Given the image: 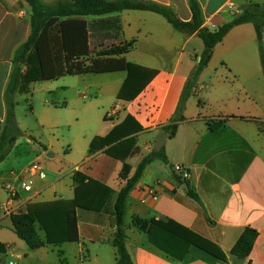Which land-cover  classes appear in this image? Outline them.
Here are the masks:
<instances>
[{"label": "crops", "instance_id": "1", "mask_svg": "<svg viewBox=\"0 0 264 264\" xmlns=\"http://www.w3.org/2000/svg\"><path fill=\"white\" fill-rule=\"evenodd\" d=\"M141 1L171 8L182 22L191 20L188 0ZM197 1L203 27L210 31L230 22L249 4L264 8V0ZM30 15V8L23 1L0 0V132L13 55L30 33ZM111 16L120 21V41H134L131 51L123 55L124 60L156 72L155 76L131 101L117 98L126 72L69 76L79 79L74 93L82 128L66 138L38 139L39 147L32 146L24 160L13 152L17 138L0 163V193L2 190L5 194L0 197V244L5 247V253H0V264H5L7 257L13 260L8 264H116L112 211L115 194L125 185L119 178L122 165L130 167L131 177L141 161L155 152L156 139L159 133H165L162 128L176 111L196 65L194 56L201 54L203 44L196 33L176 31L162 16L152 12L123 11L108 17ZM254 39L253 26L244 24L233 28L215 46L210 62L198 78L194 95L185 104L184 121L175 135L164 142L167 162L152 161L131 189L126 200L124 231L125 246L133 264H264V73L255 56L248 66L239 55L243 47H252ZM63 79L44 82L59 83ZM37 83L42 82L31 84L30 90ZM64 85L68 84L64 82L56 89H68ZM46 92L53 94L50 88ZM18 95L25 94H15L13 99ZM115 106L120 111L111 115ZM128 119L131 122L123 131L139 129L126 137L134 139L136 149L124 163L104 153L118 141L90 152L94 139L107 137ZM216 123L221 126L210 131L209 126ZM16 124L21 135L17 120ZM39 124H43L42 119ZM122 151L116 146L113 153L121 156ZM32 163H39L47 178L35 179L33 190L24 192L21 184L28 179L25 170ZM175 165L186 168L188 180L182 181L174 174ZM75 173L101 186L97 197L90 196V202L98 210H74L77 242L45 244L30 250L16 237L11 215L4 210L9 196L7 186L18 192L19 214H26L28 209L42 204L73 201ZM105 190L109 194L101 202ZM187 191L198 196L201 204L190 199ZM60 221H64L63 214ZM151 221H171L212 243L226 255V263L195 247L188 249L181 262L174 260L149 243ZM36 228L45 243L46 235L38 222ZM246 228L255 230L257 237L250 255L241 260L230 255V251Z\"/></svg>", "mask_w": 264, "mask_h": 264}, {"label": "trees", "instance_id": "2", "mask_svg": "<svg viewBox=\"0 0 264 264\" xmlns=\"http://www.w3.org/2000/svg\"><path fill=\"white\" fill-rule=\"evenodd\" d=\"M21 1L26 3L31 11L30 33L26 41L15 50L12 59L13 69L4 96L6 111L4 125L0 132V163L4 161L8 150L20 136L15 120L13 97L15 94H29L31 84L54 81L66 76L126 72V79L117 98L131 101L155 76L156 72L124 60L123 55L131 51L134 41L119 42L117 46L93 53L92 39L99 34L102 38L108 37L109 32L112 31L115 32V36L120 35V21L117 17H108L110 15L123 11L152 12L162 16L176 31L187 34L196 33L202 41L203 51L199 56H194L196 65L182 90L176 111L168 125L162 128V131L170 138L175 135L178 125L184 121L185 104L194 95L198 78L210 62L213 49L233 28L244 24L253 26L260 65L264 73V45H262L264 42V8L257 4L243 7L230 22L210 31L203 27V16L197 0H188L191 13L189 22H182L169 7L141 0H59L52 4H45L41 0ZM88 17L96 19L88 22L85 20ZM29 110H31L30 107ZM129 122H131L130 119L126 120L120 128L113 129L103 139H94L90 144V152L118 141L113 147L104 150V153L124 163L125 158L133 154L136 149L134 139H126V137L139 129L135 127L133 132L123 131ZM220 126L221 123H216L209 126V130L214 131ZM116 146L123 150L121 156L113 153ZM154 160L167 162L164 148L146 156L131 177H129L130 167L127 164L122 165L119 173V178L125 181V185L115 194L112 211L116 225L112 240L116 264H133L125 246L126 200L146 166ZM73 185L75 192L73 201L42 204L34 209H28L26 214L11 216L10 220L16 237L23 241L30 250L40 249L45 244L57 245L78 241L74 210L79 208L97 211V206L90 202V196L94 194L97 197L102 188L79 173L73 175ZM105 194H109V191L105 190L101 202L106 199ZM186 194L190 199L201 204L198 196L193 192L187 191ZM62 214L64 221L61 222ZM36 222L45 232V243L40 240ZM139 225L142 228L145 227L144 223H139ZM256 237L255 230L246 228L230 251V255L241 260L247 258L252 251ZM148 241L153 247L179 262L184 259L190 247H195L221 263H226V255L219 248L171 221H151ZM0 253H5V247L2 244H0Z\"/></svg>", "mask_w": 264, "mask_h": 264}, {"label": "rangeland", "instance_id": "3", "mask_svg": "<svg viewBox=\"0 0 264 264\" xmlns=\"http://www.w3.org/2000/svg\"><path fill=\"white\" fill-rule=\"evenodd\" d=\"M45 4H52L59 0H41ZM91 22V21H90ZM108 37L102 38L100 34L92 39V51L98 52L104 48L117 46L120 41V35L115 36V32H109ZM264 45V42H262ZM247 45L239 52L242 55L243 63L251 66L253 64V56H255L258 64L260 63L257 41H253L252 47ZM232 56V53L230 54ZM235 54L232 56L234 57ZM261 66V65H260ZM75 77H64L59 83L42 82L37 83L29 94L17 96L15 102V120L21 127V135L18 137V143L14 147V154L18 155L20 160L26 159L30 154L32 146H38V139L47 140L53 136L60 139L66 138L70 133L79 131L82 128V122L79 106L75 104L74 87H76ZM66 83L68 89H56L58 85ZM50 88L53 94L48 95L46 90ZM48 102V103H47ZM65 103V107H63ZM29 107L31 110H29ZM42 119L43 124H39ZM79 121V123L77 122ZM5 196L1 190V199ZM13 262L9 257L6 258L5 264Z\"/></svg>", "mask_w": 264, "mask_h": 264}, {"label": "built area", "instance_id": "4", "mask_svg": "<svg viewBox=\"0 0 264 264\" xmlns=\"http://www.w3.org/2000/svg\"><path fill=\"white\" fill-rule=\"evenodd\" d=\"M119 111L120 107L115 106L110 113L111 115H115ZM172 169L174 174L177 175L179 179H181L182 181L188 180L189 173L186 168L180 165H175ZM25 173L28 175V179L21 184L22 191L24 192H31L33 190L35 179L45 180L47 178V173L42 168V166H40L39 163H32L25 170ZM7 190L9 192V196L6 204L4 205V210L11 216L18 215L21 206V201L19 199L18 192L14 188L9 186H7Z\"/></svg>", "mask_w": 264, "mask_h": 264}, {"label": "water", "instance_id": "5", "mask_svg": "<svg viewBox=\"0 0 264 264\" xmlns=\"http://www.w3.org/2000/svg\"><path fill=\"white\" fill-rule=\"evenodd\" d=\"M168 137L169 136L163 132L159 133L155 143V152L159 151L163 147L164 142L168 139Z\"/></svg>", "mask_w": 264, "mask_h": 264}]
</instances>
